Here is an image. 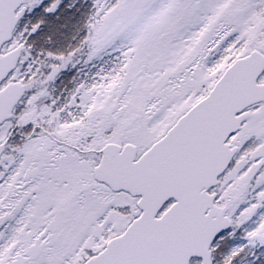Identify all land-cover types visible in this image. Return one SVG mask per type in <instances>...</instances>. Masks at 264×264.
I'll return each mask as SVG.
<instances>
[{"label":"snow or ice","instance_id":"snow-or-ice-1","mask_svg":"<svg viewBox=\"0 0 264 264\" xmlns=\"http://www.w3.org/2000/svg\"><path fill=\"white\" fill-rule=\"evenodd\" d=\"M0 264H264V0H0Z\"/></svg>","mask_w":264,"mask_h":264}]
</instances>
